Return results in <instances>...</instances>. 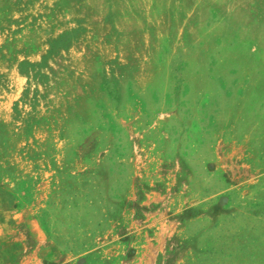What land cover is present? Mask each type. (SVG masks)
Wrapping results in <instances>:
<instances>
[{
    "label": "rangeland",
    "instance_id": "1",
    "mask_svg": "<svg viewBox=\"0 0 264 264\" xmlns=\"http://www.w3.org/2000/svg\"><path fill=\"white\" fill-rule=\"evenodd\" d=\"M0 264H264V0H0Z\"/></svg>",
    "mask_w": 264,
    "mask_h": 264
}]
</instances>
